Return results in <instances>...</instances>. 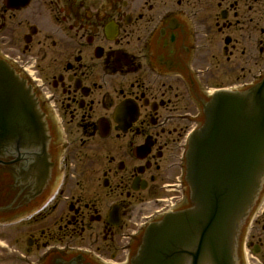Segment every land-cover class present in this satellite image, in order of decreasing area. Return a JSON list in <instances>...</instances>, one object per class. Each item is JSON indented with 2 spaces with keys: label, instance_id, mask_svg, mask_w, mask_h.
<instances>
[{
  "label": "flooded vegetation",
  "instance_id": "af4514ba",
  "mask_svg": "<svg viewBox=\"0 0 264 264\" xmlns=\"http://www.w3.org/2000/svg\"><path fill=\"white\" fill-rule=\"evenodd\" d=\"M0 63L31 117L1 118L0 264H133L211 97L264 78V0H0ZM230 258L264 264V179Z\"/></svg>",
  "mask_w": 264,
  "mask_h": 264
},
{
  "label": "water",
  "instance_id": "95a60500",
  "mask_svg": "<svg viewBox=\"0 0 264 264\" xmlns=\"http://www.w3.org/2000/svg\"><path fill=\"white\" fill-rule=\"evenodd\" d=\"M27 99L23 83L0 63V126L4 111L28 119ZM30 125L41 140L36 116ZM1 136L0 131V144ZM263 177L264 78L244 93H217L204 107L203 123L185 154L193 206L150 226L135 263L231 264L230 252Z\"/></svg>",
  "mask_w": 264,
  "mask_h": 264
}]
</instances>
